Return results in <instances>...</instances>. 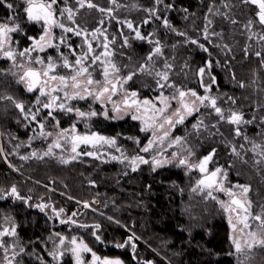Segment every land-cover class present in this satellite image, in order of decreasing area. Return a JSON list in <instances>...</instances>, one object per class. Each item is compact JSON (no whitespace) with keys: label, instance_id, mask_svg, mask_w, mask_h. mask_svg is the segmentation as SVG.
<instances>
[{"label":"trees","instance_id":"trees-1","mask_svg":"<svg viewBox=\"0 0 264 264\" xmlns=\"http://www.w3.org/2000/svg\"><path fill=\"white\" fill-rule=\"evenodd\" d=\"M6 3L16 7V1L5 0V4H0V19L8 18L11 12ZM91 3L97 7L80 8L72 0L75 23H63L73 28L79 26L78 29L87 32L97 28L104 30L113 51L112 59L121 69L119 74L137 72L127 88L137 90L140 96L152 97L159 92L172 96L177 88L200 90L199 69L211 63L209 71L215 83L211 85L210 94L217 98V106L226 116L230 110L241 112L244 120L252 123L239 125L242 134L236 136L237 126L219 121L211 107L202 106L197 119H189L175 132L187 142L196 160L215 149L212 162L228 170L231 182L249 185L253 209L261 211L264 205V156L260 154L264 152V66L261 65L264 41L259 40L258 35L251 39L249 36L251 32L264 34V29L258 24L251 32L244 28L254 16L253 7L243 5L241 0H163L161 4L156 0H115V3L91 0ZM225 3L228 8L224 7ZM209 7L213 8L212 13ZM100 8L111 9V12H101ZM147 9H156V15ZM217 10L227 13L237 23L213 14ZM165 18L176 31L164 27ZM145 20L148 23H144ZM208 20L212 21L211 25L207 24ZM127 21L146 39H135V32L127 27ZM18 23L23 32L14 37L21 49L30 42L27 36L37 37L41 29L28 25L24 19ZM206 25L208 39L204 38ZM214 32L222 36L212 35ZM125 38L130 47L124 45ZM77 40L85 50L83 40ZM191 40H197L198 44ZM156 41L162 55L147 61L152 74L139 72L140 65L146 63L157 46ZM225 44L228 48L223 47ZM257 51L261 52V57L255 55ZM165 63L172 67L166 69ZM60 71L70 72L63 67ZM157 71L168 72L167 83L176 87L160 88ZM241 83L244 87L239 86ZM9 96L13 100L6 99ZM13 101L22 102L25 111L34 106V97L9 71L8 61L0 59V197H3L0 199V226L16 227L21 253L14 264H40L46 254L45 247L49 242L59 241L60 237L67 241L77 237L98 256L120 257L125 264H237L235 254L230 255L234 249L225 211L216 200L192 191L195 183L191 171L188 174L185 167L177 164L155 171L150 164H140L132 171L120 163H99L93 159L67 164L53 158L21 161L12 156V151L29 139L31 130ZM86 105V102H75L71 106L85 110ZM93 105L96 111L100 110L98 105ZM56 117L61 128L69 127L76 119L75 114L70 113H57ZM199 120L207 127L202 126L197 132L192 125ZM92 124L98 132L116 137L126 155L131 157L141 152L148 136L140 132L139 123L130 118L113 122L96 117ZM253 144L261 147L253 150ZM36 145L41 147L39 142ZM233 148L239 156L233 153ZM144 157L148 158V154ZM257 160L261 162L257 164ZM13 186L23 200L10 195ZM85 203L89 208L83 206ZM38 205L46 207L41 211ZM129 237H133L131 243H135V251L131 243L125 244ZM118 244L125 247H117ZM257 252L256 261L262 264L264 255H259V249Z\"/></svg>","mask_w":264,"mask_h":264},{"label":"snow or ice","instance_id":"snow-or-ice-1","mask_svg":"<svg viewBox=\"0 0 264 264\" xmlns=\"http://www.w3.org/2000/svg\"><path fill=\"white\" fill-rule=\"evenodd\" d=\"M26 7H24L23 11L26 15V19L28 22L33 24H38L43 29L42 34L39 36V38L33 37V36H27V39L31 41V46L24 48L22 51L16 52L12 45L16 43V41L13 40L12 34L23 32V29L21 28L20 23L16 22L17 18L15 16H10L8 19L11 21V23H4L0 22V54H2V57L7 60H10L13 62L14 66L16 63L17 56L19 57H28L30 61H32L31 53L33 51H39L43 52L46 50V48L55 47L57 50L59 49V45L54 44L53 40L55 39V36L53 34V28L58 27L63 30L65 33L72 32L77 36L83 35L85 37V43L88 45V53L93 52V48L91 43L87 40V31L86 30H77L79 26H77V29H74L72 27H67L64 23L60 22L57 19V15L64 16L67 14V19L69 21H72L75 23L74 16L76 14L75 10H73L70 7H63L58 8L59 0H23ZM64 3H67V0H64ZM113 3H115V0H113ZM157 4L163 3V0H156ZM241 3L243 5L251 6L254 9V16L253 18L248 19L247 23L244 25V28L251 32V29L255 25H259L262 29H264V0H241ZM0 4H5V0H0ZM77 4L80 8H83L87 6L88 8H96L97 5L91 3V0H77ZM6 7L8 9H13L14 5L12 3H6ZM166 7L170 8L171 5H166ZM225 8H228L229 5L227 3L224 4ZM99 11L104 12L108 11L111 12V9L105 10L103 8H100ZM146 11H149L152 15H156V9H147ZM187 11V9H185ZM209 12H213V8L209 7ZM215 15H222L225 19L229 20L232 24H236L237 21L235 19H232L227 13H221L218 10L213 13ZM159 19V17H157ZM207 19V17H206ZM102 23V22H101ZM127 27L129 29H132L135 32V39L137 40H145L146 37L141 34V32L135 28H133V24L131 21H127ZM144 23H148L147 20L144 21ZM208 25L212 24L211 20H208ZM163 25L165 28H170L172 31H176L174 28L171 27L169 21L165 18L163 20ZM97 33H100V29L97 28L91 33V36L93 39L96 38ZM178 35L184 36L185 33L177 32ZM208 26H205L204 29V38L208 39ZM212 35L216 36H222V33H212ZM259 36V40L264 41V34H258L255 32H251V35L249 36V39L252 38V36ZM105 41H107V37L105 36ZM114 42V41H113ZM151 43V41H149ZM60 43H64V38L61 37ZM156 47L154 48L153 52L148 55L146 58V63L140 65L138 71L139 72H148L149 75L152 74L151 70L147 66V61H152L153 56H159L162 55V48L159 46V41H156ZM191 43L198 44L197 40H191ZM125 46H129L127 38H125L124 41ZM219 46V45H218ZM70 47V45H69ZM105 51L101 53L100 55H96L92 57V62L95 63L96 61L101 60V56L105 57H111L113 53L111 51H108V43H105L103 45ZM199 47L202 48L204 51H207V48L204 47L203 44H199ZM224 48H228V45H223ZM75 55V53H72ZM245 54L247 56V49H245ZM255 55L257 57H261V52L257 51L255 52ZM63 59V67L69 68L73 70L72 75L70 76H64V75H50L57 65L53 61L52 57H48L46 67H44L42 70H37L33 67L27 68L23 75L19 77V81L21 83H24L26 90L28 92H34L39 91V95L37 96L36 103L41 104V97H48L46 102L42 103V107L44 109H49L47 115L49 117H52L53 120L56 118L53 116L54 110H60L65 112H76V115L80 118L84 117H92L98 115L95 111H90L88 113H85L83 111H80L79 109H73L70 106H66L64 103H57V101L60 99L59 96L53 95L52 93L58 92V91H64V97L68 100L71 99H86L87 97L91 96L94 98V100L102 101L107 98L109 101H111L112 95H115L118 89L123 88V84H126L128 81L133 79V76L137 74L136 71L129 72L127 76L121 77L119 75L121 69L118 67L115 63H113L111 60H104L102 63L104 64L103 67V80H96L93 78L92 73L89 71V66L85 65L84 61L88 59L87 54H84L82 56H77L75 59L74 65L69 62L68 58L66 56H63L61 54ZM36 64L44 65L45 61L41 59L39 56L35 58L33 61ZM261 65L264 66V58L261 59ZM23 67V65H21ZM164 67L166 69H170L172 65L165 63ZM207 68L211 69V63L209 62L207 64ZM206 69L200 68L199 69V75L203 77L205 75ZM157 77H159V80H157V84L160 88L164 87H172L175 88L176 86L174 84L167 83L169 81V74L166 71H157L155 73ZM210 75V71H209ZM234 78V77H233ZM212 83H215V77H211ZM49 81H58V85L56 87H51L49 85ZM115 81V82H114ZM160 81H164L165 83H161ZM205 88V92L211 91V84L203 85ZM240 87H244V84L241 83L239 85ZM71 88L73 91L71 94H69L68 91H65V89ZM46 89H48L46 91ZM178 93L179 98V105L180 107L171 112L170 115L165 116L164 113L167 111V109L170 107L168 104V97L163 96L161 94V103L164 104V107H157L156 104H153L150 100H143L140 101L137 99V92H131L130 95L126 94L122 103L124 105V111L125 114L127 113L128 109H135L136 113H139L141 109H143V112L147 114L148 112H151V116H142L137 114H132L131 118L133 120H141L142 123L145 125L141 129V131H147L150 128H153L156 126L155 122L158 118L163 119V123L159 124L158 127L160 129H164V125L167 124L169 128H174L177 124H183L185 121V118L188 116H192L194 113L199 112L198 103L200 106H209L211 107L216 115L219 117V121H224L229 124L237 126L235 128V135L240 136L241 129L239 125L241 124H249L252 123V121H246L244 120L243 114L238 111L230 110L229 114L226 116L224 111L221 107L217 106V98L210 97L208 95H199L195 90H181L179 88L176 89ZM176 96H173L172 99H176ZM8 100H13L11 96L7 97ZM230 100H232L233 103H235V100L229 97ZM15 107L19 109L22 113L25 112V106L22 102H15ZM206 102H208L206 104ZM113 111L116 113H119L122 111L121 107L119 105L114 104L113 105ZM29 112H31V109H29ZM39 114V109L36 110L35 113L31 114V119L33 121L37 120V115ZM104 117L107 119L109 118L107 110L103 112ZM175 117V119H173ZM27 118V115L25 116ZM114 118V117H113ZM122 118V117H121ZM59 121H56V126L58 127ZM207 127L204 125L203 120H199L198 123L193 124L192 127L194 130L199 132L201 127ZM45 125L43 123H39L40 128V135L41 136H51V132H45L44 131ZM212 127H216V125H212ZM169 131L165 130L163 131L162 136H156L155 132H153V138L148 140V143L144 145L142 148H140L141 152L148 153L150 152L157 141L160 143H163V141L169 137ZM182 137H175L171 143L169 144V147L173 145L181 144ZM247 139V137H245ZM60 140H64L66 143L71 144V152L75 153L76 155L72 156L71 159L75 160L80 153L77 151L78 147L80 145H92L96 146L97 144H106L109 146H115L116 140L115 138H109L100 135L99 133L92 132L90 134H77L75 125H72L71 130L69 129H63L57 134L56 141L53 142V144L49 145L48 151L44 153L45 156L52 155V149L60 148L62 147ZM137 144H139V141H137ZM261 147L260 145L253 144V150L256 148ZM117 151H120L119 148L116 149ZM233 153L239 156L240 154L236 152V149H232ZM84 155L88 156H94L95 153L93 152H85ZM262 156H264V152L260 153ZM33 155H36L33 153ZM177 153L173 152L171 154V158H164V159H158L156 156H153L151 161L148 159H145L142 155H135L131 158L124 156L123 160L121 162H124V160H127L129 164L132 166V171H136L140 164H151L152 170L155 171L157 168L164 167L166 165H169L173 162V159L177 157ZM192 155V152L189 150V156ZM215 155V149H213L212 152H210L208 155L204 156L201 160H199L195 164H191L188 160V158H181L178 161L177 166H187L189 169H198L203 175V178L199 179L197 181L196 187L192 189L193 192L199 190L203 192L205 189H209L207 192V196L211 197L212 199H217L212 194V189H215L220 192L226 193L230 198V203L225 204L221 201V206L224 208L226 212H235L237 215L238 222L243 225V228L240 230L243 232L244 229H251V225L248 223L249 219H253L255 221L259 222L257 230H249L243 239V242L240 238H232V244L234 245V253H230V255H238L240 257H248V264H251V260L255 259L254 256H251L250 254L253 253L255 250L259 249L260 254L264 255V205H261V211L258 214H254L252 209V201L248 198V193L251 191V187L249 185H236L235 187L239 188L240 196L241 198H237V194L232 191L230 188H225L223 183L220 182V176L223 175L226 178L227 173L223 172V170L220 167H216L214 170L209 171L208 164L213 161V157ZM99 158V157H97ZM22 159H27V157H22ZM113 160L119 159L118 157L113 156ZM63 163H68V160H63ZM261 161L257 160L256 163L259 164ZM10 195L15 197L18 200H23L24 198L19 196L17 189L15 186L11 188ZM3 197H0L2 199ZM85 207H89L87 203L84 205ZM41 211L44 210L46 205H38ZM61 212L63 209L60 210ZM242 214V215H241ZM59 215V213H57ZM75 215V213H73ZM64 223V221H61ZM229 224L232 225L233 230L235 231V225L232 224V217H229ZM81 227H87L86 225H80ZM97 228H99V225H96ZM16 227L13 225L11 228H3L2 231H0V237L5 236H16ZM59 235V234H57ZM95 235V233H94ZM97 240H100L99 236H96ZM133 237H129L128 241L125 242V244L131 243ZM65 238L60 237V245H64ZM72 247L70 249H67L66 251H70L72 256L75 258V264H88L87 261H85L82 258L83 253H91L92 260L91 264H122V261L120 259H108L104 258L101 259L96 255L95 252L92 251L91 248L88 247L87 244L83 242V240L77 242L76 237H73L71 241L69 242ZM125 244H118L117 247H125ZM131 247L133 251H135L136 245L135 243H131ZM0 248H3L5 253H7V247L4 244L3 241H0ZM21 251L23 249L21 248ZM52 255L55 259H59L65 255L64 251H53L49 253ZM16 253L13 252V259L15 258ZM5 260L8 261V264H12V260L8 259V256L5 255ZM243 264V261H242Z\"/></svg>","mask_w":264,"mask_h":264},{"label":"rangeland","instance_id":"rangeland-1","mask_svg":"<svg viewBox=\"0 0 264 264\" xmlns=\"http://www.w3.org/2000/svg\"><path fill=\"white\" fill-rule=\"evenodd\" d=\"M14 1H16V7L14 5V8L11 9L9 17L10 16H15L17 18L16 22H18V21H20V19L23 20V18H25V13H24L23 9H24V7H26V5L23 2V0H14ZM74 1L76 2L77 7H79V5L77 4V0H74ZM71 5H72V0H67L66 4L64 3V0H59L58 8H63V7H70L71 8L72 7ZM85 7H87V6H85ZM8 18H4V19L0 20V22L11 23V21H9ZM57 19L60 22H62V23L64 21H69L67 19V14H65L64 16L57 15ZM28 23H30V22H28ZM37 27H39L41 29V33L36 37V38H39V36L42 34L43 29L38 24H37ZM74 29H77V28H74ZM77 30H80V29H77ZM52 31H53V34L55 36V39L53 40V43L59 45V49L58 50L55 47H51V48H46V50L43 51V52L33 51L31 53L32 61H30L27 56L26 57L17 56L15 66H14L12 61L7 60L5 58H0L1 60L5 59V60L8 61L9 71L17 78V81H19V77L29 67H33V68H35L37 70H42L44 67H46L48 57H52L53 61L57 65L55 70L52 73H50V75L70 76V75L74 74L73 70L69 69V68H67L70 71L68 74H63L60 71V67H63V59H62L61 54H63V56H66L68 58L69 62L72 63L73 65H74V62H75V59L77 58V56H82L84 54H87L88 59H86L84 61L85 65L89 66V71L92 73V76H93L94 79L101 80V81L103 80L102 72H103L104 64L102 63V61L111 60L113 63H115L113 61V59H112V56L111 57L101 56V60L100 61H96L95 63L92 62V57L93 56L100 55L101 53H103L105 51V49L103 47V45L105 43H108V45H109L108 51H111L113 53V51H112V49L110 47V41L108 39H107V41H105L106 34H105L104 30L100 29V33H97V36H96L95 39H93L92 36H91V33L93 31L92 32H87L88 33L87 40L91 43L92 48L94 50L91 53H88V45L85 43V37L83 35L77 36V35H75L72 32L65 33V32H63L62 29H60L58 27H54ZM15 34L16 33L12 34V37H14ZM61 37L64 38V43H60ZM79 38H81L83 40V42H84L83 44H85V50L82 49L80 41L77 40ZM13 40L16 41V43H14L12 45L13 49L16 52L22 51L24 48H27V47L31 46V41H30L29 44L26 47L19 49L17 47V40H15V37L13 38ZM69 45H70V47H69ZM73 52L75 53V55L72 54ZM37 56H39L41 59H43L45 61L44 65L36 64V63L33 62ZM0 57H2V54H0ZM58 59H60L61 62H59ZM59 64H62V65L59 67ZM21 65H23V67H21ZM93 66H97L98 68L96 67V68L92 69ZM203 68L206 69V72H205V75L203 77H201L199 75L200 90H195V89H192V88H191V90H195L199 95H202V96L203 95H208V96L212 97L210 92H205V88H204L203 85H208V84L212 85L211 77H213V76L209 75V69L207 68V65H206V67H203ZM125 76H127V75H125ZM121 77H124V76L122 75ZM19 83H20V85L23 88H26L24 83H21V82H19ZM128 83H129V81L126 84H123V88L118 89L115 95H112L111 101H109L107 98H105L103 100V102L102 101H97V100H94V98L91 97V96H89V97H87L86 99H83V100H81V99L68 100V99H66L64 97V91H58V92L52 93L53 95H56V96L60 97V99L57 101V103H64L66 106L72 107L71 105L73 103H75V102H79V103L86 102V104H88V105L85 106L86 107L85 110H83L81 108H77V107H72V108L74 110L75 109H79L80 111H83L85 113H88L90 111H95V112L98 113V115H96V116L84 117V118L78 117L76 115L75 111H73V112H65V111H60V110L57 109V110L53 111V116L56 118L55 120H53L52 117H49L47 115L49 109H44L42 107V103L46 102L48 97H41L40 98L41 99V104H37L36 103V99H37V96L39 95V91L37 90L36 92L32 93L31 95H32V97H34V106L31 108V112H29V110L28 111L26 110L23 113L24 118L27 115V118H26L27 126L31 130L30 131V137H29V139L26 142L22 143L19 147L13 149L12 156L18 158L21 161H28L30 159H40V158H53L56 162H59L61 164H67V163H63L62 159L63 160H68L69 161L68 163H71V162H74V161H79V160H85V159H93L95 161H98L99 163H108V162L120 163V164H123L125 167H127L129 169H132V166L129 164V162L127 160H124V162H121V160H123L124 156H127L129 158H131V156L126 155L125 151L123 150L122 145L119 144L117 138L114 137V136H108V135H105V134H102V133L98 132L97 130L94 129V126L92 124V121H94V119L96 117H98L100 119L108 120V121H112V120L113 121H117V120H122V119H125V118H130L131 120H133L131 118L132 114L142 115V116H145V117L152 115L151 112H148L147 114H145L143 112V109H141V111L139 113H136L135 109H128L127 110L128 114H125V111L123 110L124 109V105H123L122 101H123V99H124L126 94L130 95V93L134 91V90H130V89L127 88V84ZM49 85L51 87H56L58 85V81H49ZM47 90L48 89H46V91ZM187 90H189V89H187ZM187 90H185V91H187ZM65 91H68L69 94H71L73 90L71 88H69V89H65ZM134 92H137V99L138 100H140V101H143L145 99L150 100L153 104H156L157 107H164V104L161 103V99H160L161 98V94H163V96H165V97H168L169 98L168 99V104L170 105V107L164 113L165 116L170 115L171 112H173L174 110H176L177 108L180 107L178 93H176L175 95L170 96L167 93L159 92V94H156V95H154L152 97H142V96H140V94H139V92L137 90L134 91ZM173 96H176L177 98L176 99H172ZM207 103L208 102H206V104ZM93 104L98 105V108L100 110L96 111L94 109V105ZM114 104L119 105L121 107L122 111L119 112V113L114 112L113 111V105ZM198 107H199V111H200L202 106H200L199 103H198ZM37 109H39V114L37 115V120L33 121L31 119V114L35 113ZM105 110H107L108 116H109V118H107V119L103 115V112ZM57 113L75 114L76 119L74 120V122H72V124L69 127L61 128L59 125L57 127L56 126V121H57L56 114ZM197 114H198V112L194 113L192 116L186 117L184 122L188 121L191 118L197 119ZM173 119H175V117H173ZM134 121H137L139 123V127H140L139 131L148 135L146 140L143 142V145L141 146V148L148 143L149 139L153 138V132H155L156 136H162L163 135V131H165V130H168L169 133H170L169 137L166 138L163 141V143H160L159 141H157V143L155 144L154 148L150 152L147 153L148 154V158H146V159L151 161L153 156H156L158 159L171 158V154L173 152H176L178 155H177V157L175 159H173V162L171 164H177L178 165V161L181 158H188V160H189V162L191 164H195V163H197L200 160V159L196 160L194 158L193 153H192L191 156H189L190 148L188 147L187 142L183 141V139H182L181 144L173 145V146L169 147V144L171 143V141L175 137H177V136L181 137L179 134L176 133L177 129L179 128V126L181 124H177L174 128H169V126L167 124H165L164 125V129H160L158 127V125L163 123L164 121H163L162 118H158L156 120V122H155V124H156L155 127L150 128L147 131H141V129L143 127H145V125L142 123L141 120H134ZM39 123H43L45 125L44 131L45 132H51L52 135L51 136H41L40 135ZM72 125H75L77 134L83 135V134H90L92 132L99 133L100 135L105 136V137L115 138L116 145L115 146H109V145H106V144H97L96 146H92V145H83L82 144L77 149V151L80 153V155H78L76 157V159L73 160V159H71V157L76 155V154L71 152V144L70 143H66L64 140H60V143H61L62 147H60V148H55L54 147L52 149V155L45 156L44 153L46 151H48L49 145L53 144V142L56 141L57 134L63 129L71 130ZM38 142L41 144V147L36 145V143H38ZM117 148H119L120 151H117L116 150ZM85 152H93V153H95V155L94 156L84 155L83 153H85ZM33 153H35L36 155H33ZM139 154L142 155V156H145L146 153L140 152ZM2 155H3V153H2ZM113 156L118 157L119 159L113 160L112 159ZM22 157H27V159H22ZM97 157H99V158H97ZM4 158H6V157L4 156ZM209 165L210 166L212 165L214 167V169L216 167H218L213 162H210ZM183 167H185L186 168L185 171L188 174H190V170L188 169V167L187 166H183ZM151 169H152V166H151ZM157 169H160V168H157ZM222 170H223V172H226L227 175H226V178L223 175H221L220 176V182L223 183L225 188L232 189V191H234L237 194V198H241L242 199V197L240 196V191L241 190L239 188L235 187V186L236 185H246V184H239V183L231 182L229 180V172H228V170L227 169H222ZM193 174L194 175H192V178L194 179V183H195L194 187H196L197 181L199 180V177L196 176L195 173H193ZM208 191H209V189H205L203 192L197 190L194 193H196V192L197 193H204L206 195V197H208L207 196V192ZM211 191H212L213 196H215L217 198L215 200L219 203L220 206H221V201L224 202L225 204H229L230 203L231 198L226 193H224V192H222V194L218 193V191L215 190V189H212ZM208 198H211V197H208ZM248 198L250 199L249 193H248ZM92 203L94 205L97 204L96 201H93ZM251 211L254 214L260 213V211L256 212L253 209V206H252ZM225 214H226V217H227V220H228V224H229V217L231 216L232 217V224L235 225V231H234L232 225L229 224V238L231 240V243H232V238H234V237L235 238H240L242 240V242H243L245 234L249 230H257V228H258L259 222L250 218L248 223L251 225V229H244L243 232H241L240 230L243 228V225L238 222L236 213L235 212H226L225 211ZM11 227L12 226H9V227L8 226H0V231H2L3 228H11ZM76 239H77V242L81 241L77 237H76ZM0 241H3L4 244L6 245L7 249H8L7 253H5L4 249L0 248V264H8V261L5 260V258H4L5 255H7L8 259L12 260V264H14L15 260L20 256V253H21V252H19V249H18L16 236L0 237ZM70 241H71V239L68 240V241L65 240L64 245H60V240L59 241L58 240L53 241L52 243L49 242V245L47 247H45L46 254H44L43 257H42V258H44V260L41 261L40 264H75V258L72 256L71 252L70 251H66L67 249H70L72 247V245L69 243ZM233 249H234V245H233ZM53 251H64L65 255L63 257L59 258V259H55L52 255L49 254L50 252H53ZM255 251L250 254L251 256L255 257V259L251 260V264H258V262H260V261H256V256H257L258 252H257V250H255ZM13 252L16 253L14 259H13ZM259 255H261V254H259ZM235 256L237 257V264H242V261H243V264H248V257H240V256H238L236 254H235ZM38 257L40 258V255ZM98 257H100V256H98ZM82 258L85 261H87L88 264H91V260H92L91 253H83L82 254ZM100 258L101 259H104V258L120 259L122 261V264H125L120 257H100ZM261 263L263 264L264 262L261 261Z\"/></svg>","mask_w":264,"mask_h":264},{"label":"flooded vegetation","instance_id":"flooded-vegetation-1","mask_svg":"<svg viewBox=\"0 0 264 264\" xmlns=\"http://www.w3.org/2000/svg\"><path fill=\"white\" fill-rule=\"evenodd\" d=\"M27 23H28V21H27V19H26V15H25V18H23ZM0 20H2V19H0ZM28 25H31V26H33V27H35V28H39V27H37V24H33V23H28ZM14 38V37H13ZM23 75V74H22ZM25 90H26V88H25ZM27 91V90H26ZM28 92V91H27ZM34 92H36V91H34ZM34 92H28L29 94H32V93H34ZM127 118H125V119H122V120H126ZM113 121V120H112ZM113 122H115V121H113ZM201 160V159H200ZM188 169H189V167H188ZM208 169H209V171H212V170H214V167L211 165H209L208 164ZM191 172H193V173H195L196 174V176H198L199 177V179H201L202 177H203V175L204 174H202L198 169H195V168H193V169H189ZM218 193H221L222 194V192H220V191H218Z\"/></svg>","mask_w":264,"mask_h":264},{"label":"water","instance_id":"water-1","mask_svg":"<svg viewBox=\"0 0 264 264\" xmlns=\"http://www.w3.org/2000/svg\"><path fill=\"white\" fill-rule=\"evenodd\" d=\"M203 178V177H202Z\"/></svg>","mask_w":264,"mask_h":264}]
</instances>
